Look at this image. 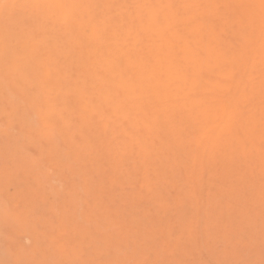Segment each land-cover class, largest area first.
Wrapping results in <instances>:
<instances>
[{"label": "rangeland", "instance_id": "obj_1", "mask_svg": "<svg viewBox=\"0 0 264 264\" xmlns=\"http://www.w3.org/2000/svg\"><path fill=\"white\" fill-rule=\"evenodd\" d=\"M79 4L0 0V49L24 48L36 62L46 34ZM3 64L0 264L264 261V83L225 94L234 98L223 119L189 95L167 112L153 105L119 117L99 90L101 110L91 113L73 72L62 81L66 106L48 129L36 93L9 82L6 69L13 80L17 68ZM219 117V129L207 132Z\"/></svg>", "mask_w": 264, "mask_h": 264}, {"label": "bare ground", "instance_id": "obj_2", "mask_svg": "<svg viewBox=\"0 0 264 264\" xmlns=\"http://www.w3.org/2000/svg\"><path fill=\"white\" fill-rule=\"evenodd\" d=\"M46 44L36 62L24 58V48L0 49V65L16 67L13 80L6 69L9 82L20 79L36 93L44 107L37 117L48 129L66 106L62 81L73 72L83 80L94 115L101 110L94 95L99 90L119 117L153 105L167 112L189 95L203 97L223 119L234 98L225 94L264 83V3L80 0L78 12L65 14L61 29L46 34ZM210 125L207 132L217 131L222 120Z\"/></svg>", "mask_w": 264, "mask_h": 264}, {"label": "snow or ice", "instance_id": "obj_3", "mask_svg": "<svg viewBox=\"0 0 264 264\" xmlns=\"http://www.w3.org/2000/svg\"><path fill=\"white\" fill-rule=\"evenodd\" d=\"M262 3H264V0H262ZM249 264H251V262H249ZM261 264H264V261H261Z\"/></svg>", "mask_w": 264, "mask_h": 264}]
</instances>
